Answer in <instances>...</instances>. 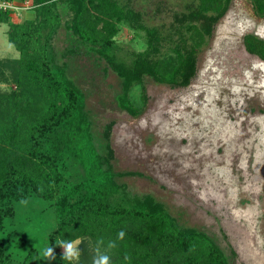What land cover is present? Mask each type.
Masks as SVG:
<instances>
[{
    "label": "trees",
    "instance_id": "1",
    "mask_svg": "<svg viewBox=\"0 0 264 264\" xmlns=\"http://www.w3.org/2000/svg\"><path fill=\"white\" fill-rule=\"evenodd\" d=\"M29 1L30 16L21 22L10 19L13 9L0 8L7 41L17 51L16 57L0 59L1 80L13 83L0 91V233L3 220L14 213V202L29 196L47 199L54 227L46 245L54 247L56 259L38 260V250L29 248L14 261L0 239V264H69L55 245L58 238L79 239L85 255L84 242L95 247L102 238L105 251L109 241H116L117 247L107 252L110 264H230L231 248L226 254L204 232L180 225L152 195L131 192L118 181L139 173L113 170L112 122L104 124L98 140L84 94L63 61L81 49L94 55L118 79L115 106L136 116L145 102L144 77L188 85L197 50L230 0H189L166 25L146 23L130 0ZM248 2L256 17H264V0ZM120 24L141 37L140 49L115 40ZM60 31L71 42L63 52L54 45ZM241 38L248 53L264 60V39L252 32ZM121 229L125 236L117 240ZM88 258L81 264H91Z\"/></svg>",
    "mask_w": 264,
    "mask_h": 264
},
{
    "label": "rangeland",
    "instance_id": "2",
    "mask_svg": "<svg viewBox=\"0 0 264 264\" xmlns=\"http://www.w3.org/2000/svg\"><path fill=\"white\" fill-rule=\"evenodd\" d=\"M187 1L130 3L146 23L166 25L171 13ZM11 4L14 22L30 16L29 0ZM260 25L264 17L252 13L248 0H230L197 50L188 85L144 77L145 102L136 116L115 106L118 79L94 55L81 49V54L63 57L66 73L84 94L98 140L104 124L112 122L113 170L139 173L119 176L118 181L131 192L152 195L180 225L204 232L226 254L231 248L235 256L230 264H264V71L252 68L254 61L264 60L248 53L241 41L244 33L255 34ZM6 29L7 22H0V59L17 56ZM115 40L124 48H141V37L125 24L119 25ZM54 45L63 52L71 42L60 31ZM8 88L13 83L0 78V91ZM13 209L2 222L0 239L17 261L29 248L46 245L54 218L48 200L38 197L16 201ZM17 238L21 243L14 242ZM84 245L91 255L81 249L73 264L88 256L92 261L95 247ZM58 251L62 254L63 249Z\"/></svg>",
    "mask_w": 264,
    "mask_h": 264
},
{
    "label": "clouds",
    "instance_id": "3",
    "mask_svg": "<svg viewBox=\"0 0 264 264\" xmlns=\"http://www.w3.org/2000/svg\"><path fill=\"white\" fill-rule=\"evenodd\" d=\"M255 35L260 38L264 39V25H260L256 32ZM253 69H259L261 71H264V61H254L252 64ZM125 236V231L121 229L117 233V240H123ZM82 243L80 240H67V239H56L55 240V245L59 246L63 249L62 252V260L63 261H68L69 264H73V262H77L80 259L81 255V248L79 245ZM104 246V240L98 239L96 242V246L93 249L94 255L92 258V264H110L111 257L107 254L108 250L114 249L117 247L116 241H109L107 243V248L105 251H102L101 248ZM38 247V256L37 259L41 261H50V260H55V251L54 247L51 246L50 244L45 245L43 247ZM125 259H129V257L125 256Z\"/></svg>",
    "mask_w": 264,
    "mask_h": 264
},
{
    "label": "built area",
    "instance_id": "4",
    "mask_svg": "<svg viewBox=\"0 0 264 264\" xmlns=\"http://www.w3.org/2000/svg\"><path fill=\"white\" fill-rule=\"evenodd\" d=\"M11 5H12L11 4V0L10 1H2V0H0V8H2V9H6V8L12 9Z\"/></svg>",
    "mask_w": 264,
    "mask_h": 264
}]
</instances>
